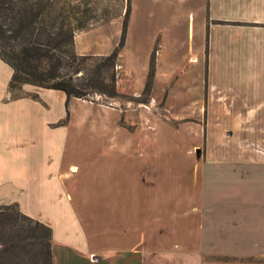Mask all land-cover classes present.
<instances>
[{
	"label": "crops",
	"instance_id": "crops-1",
	"mask_svg": "<svg viewBox=\"0 0 264 264\" xmlns=\"http://www.w3.org/2000/svg\"><path fill=\"white\" fill-rule=\"evenodd\" d=\"M123 21L120 16L78 33L77 53L111 54L121 41ZM155 49V74L145 95ZM117 73L119 93L143 103L126 112L118 107L123 104L119 98L111 99L117 101L109 103L116 105L110 124L112 112H100L93 127L103 156L118 154L144 168V154H157L152 162L174 178V201L187 191L192 207L194 189L198 192L195 216L202 252L228 255L234 249L239 252L233 255L264 260V0H131ZM12 78V67L0 59V184L31 185L48 194L57 174L64 189L73 174L81 173V160L63 162L55 171L54 134L63 131L70 138L75 129L81 140V113L71 110L73 100H81L71 98L67 106L63 92L29 84L15 95ZM56 94L65 103L57 117ZM127 103V109L133 106ZM14 106L23 111L13 115ZM124 115L125 127L119 125ZM15 119L22 121L16 129ZM134 152L142 156L134 160ZM162 153L191 156L170 160L159 158ZM143 181L142 198L148 202L131 216L126 210L127 225L135 214L148 213L150 190ZM13 204L33 217L19 201L0 198V207ZM85 228L80 225L82 242H67V260H56L53 241L54 264H148L143 246L141 260L133 246L110 239L112 232L104 242L99 231L89 230L87 236Z\"/></svg>",
	"mask_w": 264,
	"mask_h": 264
},
{
	"label": "rangeland",
	"instance_id": "rangeland-1",
	"mask_svg": "<svg viewBox=\"0 0 264 264\" xmlns=\"http://www.w3.org/2000/svg\"><path fill=\"white\" fill-rule=\"evenodd\" d=\"M83 1L85 0H81V3ZM93 1L98 5L110 2L111 12L122 11L124 17L127 4L126 2L125 5L122 4L124 0ZM18 90H14L15 95L18 94ZM119 99L123 104L118 107L126 110V112H134L143 103L141 99L127 98L126 96ZM63 100L62 94L55 95V117L64 112L65 103ZM115 101L117 100H106L100 95L88 100H81V104L73 100L71 104L72 113L76 116L81 113V140L78 138L75 129L71 131L70 138L63 131L54 134L55 171L57 166H62L61 163L63 162L64 165L67 164L68 166L71 163H79L81 160V173L73 174L66 181L67 187L64 186L63 189V180L57 174L54 176L52 190L50 187L48 194L44 193L45 190L42 192L40 189H33L31 185L16 186L13 184L12 187L10 184H0V198L7 197L8 201L11 199L19 201L29 213L33 214V218L53 229V241L57 246L56 260H67L66 247L68 241L73 245L82 242L81 225V228L86 227L85 235L87 236L89 230L91 232L99 231L98 236L100 234L104 242L112 232L110 239L127 242L133 246L134 253L139 252L141 260L143 259L141 246H143L144 260L145 258L149 260L148 264H264V260H259L255 256L232 254L239 252V250L229 249L230 254L228 255L217 253L209 255L200 250L197 240L199 217L195 216L198 192L194 189L195 201L192 207L187 191H180L182 193L178 191V197L181 200L174 201V178H171L168 168L162 167V164L160 166L158 162H152V156L157 154H144L146 156L144 168L136 161L127 162L123 160L117 156L118 154L109 158L103 156V152L98 148V140L94 135L93 126L95 119L99 118L100 112H112L111 118L107 122L108 124L113 122L116 115L111 109H114L116 105L110 106L109 103ZM127 102L132 103L133 106L127 109ZM19 108L14 106L10 112L13 115H19L23 111ZM84 117L87 118L82 120ZM12 123L16 129V125L21 124L22 121L15 119L14 122L12 120ZM119 125L126 126L125 115ZM130 129L133 131L134 127H130ZM158 155L159 158L165 156L166 159L170 160L180 155L182 161H189L191 156V154L172 153ZM193 155L196 153L194 152ZM132 156L134 160H138V156H142V154L134 152ZM76 172L77 170L74 171V173ZM143 180L150 190L148 213L146 215L135 214L130 217V225H127L126 210L131 216L133 215L132 212L142 210V205L148 202V198H145V201L142 198L146 194H143L142 191L145 185ZM184 185L188 188V181ZM157 189L159 192L161 190V196H159ZM69 192L71 197L67 199ZM127 192L130 197L128 208L125 205ZM77 211L81 212V216L76 213ZM128 226L127 232L124 229ZM250 251L253 252L254 250ZM197 256L199 260H194Z\"/></svg>",
	"mask_w": 264,
	"mask_h": 264
},
{
	"label": "trees",
	"instance_id": "trees-1",
	"mask_svg": "<svg viewBox=\"0 0 264 264\" xmlns=\"http://www.w3.org/2000/svg\"><path fill=\"white\" fill-rule=\"evenodd\" d=\"M126 4L123 34L109 55H80L78 33L123 15L111 12V3L93 0H0V59L13 69L11 90L24 84L63 92L88 100L125 97L118 91L117 59L126 43L131 0ZM125 8V7H124ZM155 49L148 83L155 74ZM53 230L25 214L18 204L0 207V264H54Z\"/></svg>",
	"mask_w": 264,
	"mask_h": 264
},
{
	"label": "bare ground",
	"instance_id": "bare-ground-1",
	"mask_svg": "<svg viewBox=\"0 0 264 264\" xmlns=\"http://www.w3.org/2000/svg\"><path fill=\"white\" fill-rule=\"evenodd\" d=\"M74 170H75V168H74Z\"/></svg>",
	"mask_w": 264,
	"mask_h": 264
}]
</instances>
